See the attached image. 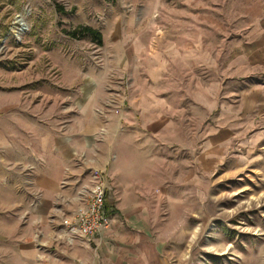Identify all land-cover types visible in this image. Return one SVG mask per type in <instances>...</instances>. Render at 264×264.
Here are the masks:
<instances>
[{
	"label": "rangeland",
	"instance_id": "rangeland-1",
	"mask_svg": "<svg viewBox=\"0 0 264 264\" xmlns=\"http://www.w3.org/2000/svg\"><path fill=\"white\" fill-rule=\"evenodd\" d=\"M262 12L264 0H0V235L15 232L17 208L28 216L34 149L86 130L105 150L119 118L117 140L168 143L179 201L163 203L168 231L179 227L168 264H264V146L247 153L240 143L204 164L214 116L194 83L207 75L178 59L215 55L223 87L226 59ZM165 102L171 128L145 132L150 106Z\"/></svg>",
	"mask_w": 264,
	"mask_h": 264
},
{
	"label": "crops",
	"instance_id": "crops-1",
	"mask_svg": "<svg viewBox=\"0 0 264 264\" xmlns=\"http://www.w3.org/2000/svg\"><path fill=\"white\" fill-rule=\"evenodd\" d=\"M254 21L239 55L225 61L223 87L216 79L215 55L208 60L198 54L179 55L193 76L199 69L207 75L206 81L194 83V100L207 104L214 116L204 142L205 165L218 164L240 143L247 153L264 146V12ZM218 86L225 92L224 101L217 97ZM168 106L164 110L150 106L145 132L171 128ZM119 121L105 128V133L116 138L107 142L105 150L85 135L86 130L80 131L82 136L34 149L26 188L28 216L17 208L15 232L10 237L0 235V264H168V245L179 242V227L168 231L169 211L163 204L168 199L179 202L169 191L168 143L121 142L117 140L122 129ZM151 149H160V157L151 156ZM125 150H132L133 155ZM198 159L199 166L200 155ZM97 170L110 178L106 210L111 230L93 241L70 240L62 222L86 205ZM195 173L199 177L200 166ZM21 191H25L23 186Z\"/></svg>",
	"mask_w": 264,
	"mask_h": 264
},
{
	"label": "built area",
	"instance_id": "built-area-1",
	"mask_svg": "<svg viewBox=\"0 0 264 264\" xmlns=\"http://www.w3.org/2000/svg\"><path fill=\"white\" fill-rule=\"evenodd\" d=\"M90 197L72 218L64 219L62 226L70 240L93 241L111 230L112 223L106 210V196L110 178L106 172L94 171Z\"/></svg>",
	"mask_w": 264,
	"mask_h": 264
},
{
	"label": "trees",
	"instance_id": "trees-1",
	"mask_svg": "<svg viewBox=\"0 0 264 264\" xmlns=\"http://www.w3.org/2000/svg\"><path fill=\"white\" fill-rule=\"evenodd\" d=\"M113 1H115V0H113ZM87 31H88V33H90L91 35L97 36V37H99V39H101V36H100L96 31H94V30H92V29H88Z\"/></svg>",
	"mask_w": 264,
	"mask_h": 264
}]
</instances>
